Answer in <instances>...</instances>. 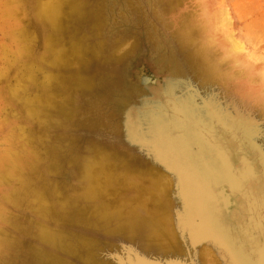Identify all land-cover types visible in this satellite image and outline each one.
<instances>
[{
    "label": "clouds",
    "instance_id": "1",
    "mask_svg": "<svg viewBox=\"0 0 264 264\" xmlns=\"http://www.w3.org/2000/svg\"><path fill=\"white\" fill-rule=\"evenodd\" d=\"M92 3L0 0V264H99L101 239L154 241L165 222L166 179L124 153L88 75L130 48L114 46L124 31L148 33L142 0H105L103 21L81 29ZM175 33L203 71L219 60L196 27ZM249 102L264 113V83Z\"/></svg>",
    "mask_w": 264,
    "mask_h": 264
},
{
    "label": "rangeland",
    "instance_id": "2",
    "mask_svg": "<svg viewBox=\"0 0 264 264\" xmlns=\"http://www.w3.org/2000/svg\"><path fill=\"white\" fill-rule=\"evenodd\" d=\"M108 7L93 0L79 27L102 22ZM140 10L148 33L127 29L114 46L130 48L88 70L124 153L167 181L159 236L140 242L196 264H253L264 247V113L249 100L264 83V0H142ZM189 27L221 53L204 71L177 43L175 31ZM102 123L84 122V139ZM196 232L202 240L191 244Z\"/></svg>",
    "mask_w": 264,
    "mask_h": 264
},
{
    "label": "water",
    "instance_id": "3",
    "mask_svg": "<svg viewBox=\"0 0 264 264\" xmlns=\"http://www.w3.org/2000/svg\"><path fill=\"white\" fill-rule=\"evenodd\" d=\"M107 79H104V82ZM220 189L223 192L225 189L223 186ZM224 194V193H223ZM221 196V194H220ZM228 195H224L227 197ZM222 197V196H221ZM193 243H199L202 240V235L196 232L193 234ZM142 236H133L132 238H124L118 235L108 243V245L100 248V256L107 258L109 264H196L193 257L186 255H178L170 252H159L152 248L151 246H145L140 242ZM196 241V242H195ZM188 244L184 243V246ZM220 248H226V246H221ZM184 250L188 251L187 248ZM257 257L253 264H264V247H260L257 252ZM118 256L120 261L114 260L112 257Z\"/></svg>",
    "mask_w": 264,
    "mask_h": 264
},
{
    "label": "bare ground",
    "instance_id": "4",
    "mask_svg": "<svg viewBox=\"0 0 264 264\" xmlns=\"http://www.w3.org/2000/svg\"><path fill=\"white\" fill-rule=\"evenodd\" d=\"M145 79V78H144ZM168 83V82H167ZM132 119V118H131ZM221 196H222V198H223V204H225V206H228L229 205V199L227 198V197H224V194H223V192L221 193ZM223 204H222V206H223Z\"/></svg>",
    "mask_w": 264,
    "mask_h": 264
},
{
    "label": "snow or ice",
    "instance_id": "5",
    "mask_svg": "<svg viewBox=\"0 0 264 264\" xmlns=\"http://www.w3.org/2000/svg\"><path fill=\"white\" fill-rule=\"evenodd\" d=\"M114 260L120 261V258L118 256H113L112 257ZM198 260V259H197ZM120 264H122V262H120Z\"/></svg>",
    "mask_w": 264,
    "mask_h": 264
}]
</instances>
